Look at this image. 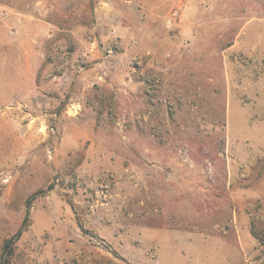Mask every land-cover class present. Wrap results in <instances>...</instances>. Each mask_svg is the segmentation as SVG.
<instances>
[{
    "label": "rangeland",
    "instance_id": "1",
    "mask_svg": "<svg viewBox=\"0 0 264 264\" xmlns=\"http://www.w3.org/2000/svg\"><path fill=\"white\" fill-rule=\"evenodd\" d=\"M37 1L0 18V264H264V0Z\"/></svg>",
    "mask_w": 264,
    "mask_h": 264
},
{
    "label": "crops",
    "instance_id": "2",
    "mask_svg": "<svg viewBox=\"0 0 264 264\" xmlns=\"http://www.w3.org/2000/svg\"><path fill=\"white\" fill-rule=\"evenodd\" d=\"M20 0H10V1H7V0H0V18L3 16L2 15V13H3V10L2 9H8V10H13L12 9V7L11 6H9V3H18ZM42 1H44V0H38L37 2L38 3H43ZM8 4V5H7ZM41 6H43V5H41ZM2 7H5V8H2ZM44 12L46 13L49 9H48V7L46 8V7H44ZM18 11H20V10H18ZM20 12H23V11H20ZM24 13V12H23ZM5 14H8V12H6ZM9 15V14H8ZM7 15V16H8ZM18 18V16H16V19ZM16 19L14 20V22H13V27H15V28H22L24 25H25V20H23L21 17H19V20L18 21H16ZM5 20H7V18L5 19V18H3L1 21H0V24H5ZM21 20V21H20ZM1 25V27H0V31L1 30H3V29H1L3 26ZM4 43H5V41L3 40V39H1L0 38V45H1V47H3L4 46ZM1 133H3V132H1Z\"/></svg>",
    "mask_w": 264,
    "mask_h": 264
},
{
    "label": "trees",
    "instance_id": "3",
    "mask_svg": "<svg viewBox=\"0 0 264 264\" xmlns=\"http://www.w3.org/2000/svg\"><path fill=\"white\" fill-rule=\"evenodd\" d=\"M41 192L42 191H38V193H41ZM31 201H32V199L30 198L29 201H28V204H27L26 217L24 218V220H23L20 228L18 229L17 233L15 234L14 238H11V239L7 240L6 245H5L6 246L5 249H9L10 248V244L13 243L14 239L19 238L22 235V233L27 229V227H28V217H29V207H30Z\"/></svg>",
    "mask_w": 264,
    "mask_h": 264
}]
</instances>
